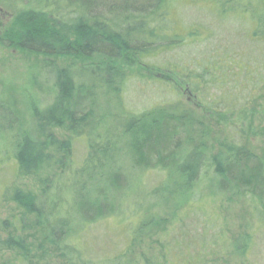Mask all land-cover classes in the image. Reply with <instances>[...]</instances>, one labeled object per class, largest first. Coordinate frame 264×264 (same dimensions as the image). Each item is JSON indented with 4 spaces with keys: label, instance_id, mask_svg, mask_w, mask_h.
I'll list each match as a JSON object with an SVG mask.
<instances>
[{
    "label": "trees",
    "instance_id": "trees-1",
    "mask_svg": "<svg viewBox=\"0 0 264 264\" xmlns=\"http://www.w3.org/2000/svg\"><path fill=\"white\" fill-rule=\"evenodd\" d=\"M9 1L19 11L1 41L43 57L30 82L43 94L29 103L31 130L25 133L11 106L0 104V136L11 134L7 147L16 150L14 159L27 175L38 173L47 143L55 144L49 130L67 126L79 139L90 140L75 173H69L71 149L64 144L59 173L47 178L38 193L14 196L40 231L43 258L52 252L63 264H141L135 252L142 234L165 218L181 227L201 203L244 200L264 222V155L252 151L245 132L231 123L260 103L255 95L264 87V65L238 67V52L215 46L213 25L183 23V29L176 21L189 3L201 8L217 3L220 23L234 13L253 18L250 42L264 51V0H254L252 8L253 0H208L205 5L201 0ZM244 20L233 19L248 25ZM205 47H211L207 59L198 52ZM132 82L159 88L160 105L131 110L125 92ZM183 85L206 113L226 124L222 141L211 142L204 117L166 108ZM130 169L139 173H123ZM151 171L159 181L148 187L144 179ZM119 226L128 227L123 232L127 252L106 248ZM98 227L105 236L94 232ZM182 232L175 240L187 235ZM19 235L10 232L4 243L18 251L13 264H34Z\"/></svg>",
    "mask_w": 264,
    "mask_h": 264
},
{
    "label": "rangeland",
    "instance_id": "rangeland-1",
    "mask_svg": "<svg viewBox=\"0 0 264 264\" xmlns=\"http://www.w3.org/2000/svg\"><path fill=\"white\" fill-rule=\"evenodd\" d=\"M201 1L205 5L208 0ZM211 3L212 5H205L204 8L199 7L198 3H195V5L189 3L187 6L189 10L180 11L176 15L178 27L181 28L182 26L184 29L183 23L193 25L195 22L206 21L213 25L215 29V46L220 48L224 46L225 48L221 52H238V67L243 66L246 70H250L252 64L264 65V51L262 49L258 51V47L252 46L250 42L252 31L248 26L251 27V23L254 22L253 18L249 14L234 13L232 20H223L220 23L216 20L217 3ZM250 5L252 8L254 0L250 2ZM201 9H203L204 14ZM237 10L235 9V12ZM18 11V5L9 0H0V104L5 103L6 106H11L12 118H19L22 128L21 133H25L27 128L31 130L29 128L31 121L29 103L40 99V95L43 94L32 88L30 83L33 78L31 74L38 64L43 61V57L27 53L16 47H8V45L2 43L1 39H3L6 31L11 28ZM206 13L210 14L206 15ZM211 15L213 17H210ZM235 16L239 19L245 18L244 21H247L248 25L233 21ZM204 33L208 34L207 31H204ZM203 49L204 51L198 52H202L201 58L207 59L206 53L210 51L211 47ZM46 77L44 74L39 78L40 84L45 85L47 83ZM145 78L152 81L156 77L152 79L150 76H145ZM159 90V88H155L148 83L132 82L127 92H125L126 103L128 102L131 110L137 112L153 104L160 105L162 95ZM263 94L264 87L261 86L260 91L255 95L261 100L254 111L238 114L231 120L233 126L245 132L247 146L258 155H264ZM176 97L178 99L169 97L172 103L167 105L166 108L169 107L175 113L190 111L197 117H204L212 131L211 142L217 143L224 139L223 130H226V124L206 113L199 106V101L194 100L189 93L184 91V85L180 89V95L178 96L177 93ZM42 100V105L46 104L44 98ZM1 112L5 115L7 111L3 108ZM49 133L53 135L55 144L50 146V142L47 143L48 150L45 161L38 173L27 175L14 159L16 150L12 145L7 147L11 134L1 132L0 264H13L15 262L18 251L4 246L10 232L22 234L19 236L25 242L26 250L24 253H28L34 264H63L61 259L52 252H49L47 259L42 257L39 252V248L43 245L40 231L32 217L27 215L14 201L17 191L31 194L38 193L43 188V182L47 178L50 179L52 174L59 170L60 150L70 146L72 160L69 159V161L72 163L73 168L69 173H75V169L82 165L84 158L87 156L90 140L88 141L86 136L79 139L67 126L51 129ZM35 134L32 131L34 137ZM45 139L46 136L42 137L41 141L45 142ZM91 140H94V137H91ZM14 142L17 143L18 141L15 140ZM64 144H67V146L63 148ZM130 162L133 164L132 156H130ZM120 164L123 163L120 162ZM125 168L128 169L129 166H125ZM123 173L139 172H132L130 169L126 172L123 171ZM146 173L149 174L144 179V183L148 187L157 185L159 176L152 174L154 173L152 171ZM186 211L183 210L181 214ZM25 215L28 218H25ZM165 219L166 222L163 224L160 220H157V225L155 224L156 226H153L149 233L145 232L140 237V244L135 254L141 264H264V222L260 221L257 214L244 200L236 199L231 203L222 200L216 201L213 205L201 203L196 209L188 212L187 220L181 227L176 221L174 223L172 218ZM127 229L128 227L119 226L116 231L109 235V239L106 240V248L109 251L122 252L126 249L127 252L129 239L123 233ZM183 230L187 235L175 240L176 235L183 233ZM94 232L105 236V230L102 227L96 228ZM251 237L252 243L249 240ZM239 241L241 242L239 243ZM238 243L239 246H237ZM142 254L146 256L142 257Z\"/></svg>",
    "mask_w": 264,
    "mask_h": 264
}]
</instances>
